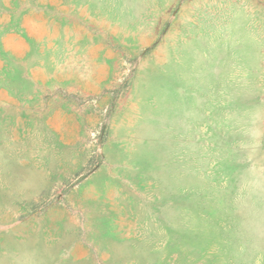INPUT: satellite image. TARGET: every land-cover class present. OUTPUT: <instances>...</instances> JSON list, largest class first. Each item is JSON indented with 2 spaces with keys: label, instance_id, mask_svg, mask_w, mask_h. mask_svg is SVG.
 Returning <instances> with one entry per match:
<instances>
[{
  "label": "rangeland",
  "instance_id": "rangeland-1",
  "mask_svg": "<svg viewBox=\"0 0 264 264\" xmlns=\"http://www.w3.org/2000/svg\"><path fill=\"white\" fill-rule=\"evenodd\" d=\"M0 264H264V0H0Z\"/></svg>",
  "mask_w": 264,
  "mask_h": 264
}]
</instances>
